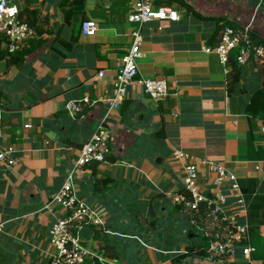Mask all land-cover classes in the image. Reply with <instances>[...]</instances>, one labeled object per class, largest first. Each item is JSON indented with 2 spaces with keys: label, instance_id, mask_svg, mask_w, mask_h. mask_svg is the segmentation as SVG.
I'll return each instance as SVG.
<instances>
[{
  "label": "crops",
  "instance_id": "0c3cea01",
  "mask_svg": "<svg viewBox=\"0 0 264 264\" xmlns=\"http://www.w3.org/2000/svg\"><path fill=\"white\" fill-rule=\"evenodd\" d=\"M230 1L165 2L157 8L170 9L176 19L142 25L139 75L122 107L110 114L111 158L95 170H78L74 178L78 197L104 222L83 232L87 248L106 255L108 247L124 264H175L178 255L185 257L181 264H264V223L251 229L250 259L239 254L214 263L207 254L197 255L204 237L173 200L185 192L188 162L200 166L205 195L216 192L215 175L201 164L205 160L235 175L247 195L252 181L258 189L264 183V160L254 155L262 148L264 124L247 112L262 87L263 67L252 60L241 82L229 89L232 63L225 68L206 52L219 44L216 31L225 21L245 25L260 6L257 19L264 22V3ZM16 2L21 20L40 31V38L10 53L9 39L0 34V148L14 147L18 161L12 167L0 163V264H50L49 230L63 211L47 204L103 118L139 24L129 21L135 0ZM84 21L97 24L95 36L82 33ZM144 78L165 80L167 100L152 101L139 83ZM86 97L98 104L73 116L67 112L69 102ZM177 152L190 157L176 158ZM260 215L264 221V209ZM127 252L135 258L128 259Z\"/></svg>",
  "mask_w": 264,
  "mask_h": 264
},
{
  "label": "built area",
  "instance_id": "2783aa9c",
  "mask_svg": "<svg viewBox=\"0 0 264 264\" xmlns=\"http://www.w3.org/2000/svg\"><path fill=\"white\" fill-rule=\"evenodd\" d=\"M155 2L156 0H135L129 21L139 24V27L132 33L133 46L121 59L114 96L108 100L107 110L96 131L80 149L75 168L59 192L47 204L48 209L58 206L63 211V216L57 219L49 230L52 249L50 264H123L105 254H96L84 245L85 229L100 228L104 222L97 209L78 197L74 178L78 170L85 166L108 162L107 158L111 154L110 142L113 138L110 114L122 107L127 98L128 87L139 75L138 61L143 57L140 32L142 25L156 20L176 19L170 9L157 8ZM0 8H2L0 34H4L9 39L10 53L23 52L29 48L31 41L40 38L33 27L21 20V11L16 0H0ZM258 9L255 8L247 24L238 27L224 26L219 44L212 49H206L207 53L216 54L225 68L231 64L230 57L234 50H238L237 63L241 67L246 66L253 59H264V46L256 43L251 36L252 28L258 22ZM81 31L85 36L93 37L98 31V26L93 21H84ZM104 75V72H100L101 77ZM139 83L144 86L150 99L156 103L164 102L170 96L169 85L165 80L144 78ZM97 104V101L86 97L69 102L66 110L73 116ZM1 118L0 110V121ZM261 131L264 135V126ZM261 147L264 150V137ZM15 154V148L12 146L0 148V163L6 167L15 166L18 163ZM175 156L179 159L190 157L182 152H177ZM201 164L215 175L216 192L211 195L203 194L200 188V166L195 162H188L184 167L185 193L175 195L174 203L179 207L180 213L188 218L190 226L205 238L208 244V260L223 263L239 254L245 259H250L255 248L250 244L249 204L238 178L222 165L210 160H205ZM92 236L94 234L91 231L90 237Z\"/></svg>",
  "mask_w": 264,
  "mask_h": 264
},
{
  "label": "trees",
  "instance_id": "16d2710c",
  "mask_svg": "<svg viewBox=\"0 0 264 264\" xmlns=\"http://www.w3.org/2000/svg\"><path fill=\"white\" fill-rule=\"evenodd\" d=\"M84 1V0H83ZM255 3L258 1L254 0ZM263 1V0H262ZM262 1H259L262 2ZM167 3L168 5H172L174 2H178L182 4V0H156V7H160L163 5V3ZM77 6H81L79 8V11H83V5L77 4ZM188 11L192 10L191 7L187 8ZM21 16V13H20ZM208 19V18H206ZM25 22V21H24ZM27 23V22H26ZM31 27L32 24L28 23ZM224 26H234L238 27L237 24L231 21H225L223 23V26L218 27V30L216 31L217 36L220 31L223 29ZM40 33V31H38ZM253 40L256 41V43L261 44L264 46V36H252ZM219 43V42H218ZM217 44L214 46L216 47ZM237 55H238V50H234L231 53L230 61L232 63V73H231V78H232V84L229 87V89H232L241 82L242 80V75H243V67L239 66L237 63ZM259 72H262L261 74H264V67L259 69ZM247 112L253 115L256 119L260 120L264 124V79L262 82V87L256 90V92L253 94V97L251 98L250 104L247 106ZM110 148H111V142H110ZM254 155L256 156L257 159H263L264 160V150L262 148L256 147L254 151ZM111 154L108 156V160H110ZM255 159V158H254ZM111 161H114V159H111ZM88 166H91L90 168L95 170L97 166H99L98 163H92ZM87 167V166H85ZM252 186L250 185L249 189V194L246 196V200L249 204V220L251 224V229L254 230L258 226L262 225L264 221L261 219L260 211L264 209V183L260 189H258V182L257 181H252L251 182ZM243 187L244 185L241 184ZM241 186V187H242ZM185 191V190H184ZM185 193V192H183ZM95 237H99V233L96 232ZM205 240V238H204ZM96 241V239H95ZM87 247V246H86ZM107 250L108 253H106L107 257L117 259L118 255L116 253H112L111 249L108 247H105L104 250ZM193 247L190 249L192 250ZM196 249V248H195ZM207 249H208V244L205 241L200 247L197 248V255L199 256H205L207 254ZM94 250V249H93ZM96 251H98V248L96 247ZM100 253V252H98ZM184 255H178L174 260L175 264H181L182 260L184 259ZM89 264V263H87Z\"/></svg>",
  "mask_w": 264,
  "mask_h": 264
},
{
  "label": "rangeland",
  "instance_id": "374dc122",
  "mask_svg": "<svg viewBox=\"0 0 264 264\" xmlns=\"http://www.w3.org/2000/svg\"><path fill=\"white\" fill-rule=\"evenodd\" d=\"M229 1L230 0H227V3H229ZM242 0H235L234 2H241ZM247 2H248V0H246ZM258 1H262V0H258ZM231 2V1H230ZM249 3V2H248ZM262 3H264V0L262 1ZM261 4V3H260ZM257 7H260V6H257ZM259 10V9H258ZM247 12L248 13H251V10L250 9H247ZM254 13V12H253ZM252 13V14H253ZM258 16V15H257ZM241 26L243 25V24H240ZM252 30H253V34H251V36H253V35H255V36H260L259 34H261L260 32L261 31H263L264 32V22L262 21V23L260 22V21H258V23H255L254 24V26H253V28H252ZM256 42V41H255ZM253 60H255V59H253ZM257 61H255V62H253V63H256V64H258V66H260V67H264V59L262 60L261 58L260 59H256ZM263 61V62H262ZM259 73V75H260V77H261V79H264V74H261L262 72H258ZM131 224H129V225H125L124 227H126L127 229L129 228V226H130ZM205 241V240H204ZM94 252H96V254L98 253L97 251H94ZM99 254V253H98ZM129 258L128 259H133V258H135V254H128V252H127V254H126ZM127 256H125V258H127ZM122 263V262H121ZM124 264V263H123Z\"/></svg>",
  "mask_w": 264,
  "mask_h": 264
},
{
  "label": "clouds",
  "instance_id": "9594fccd",
  "mask_svg": "<svg viewBox=\"0 0 264 264\" xmlns=\"http://www.w3.org/2000/svg\"><path fill=\"white\" fill-rule=\"evenodd\" d=\"M0 10H2V8H0Z\"/></svg>",
  "mask_w": 264,
  "mask_h": 264
}]
</instances>
